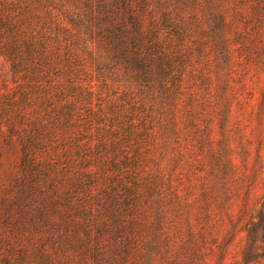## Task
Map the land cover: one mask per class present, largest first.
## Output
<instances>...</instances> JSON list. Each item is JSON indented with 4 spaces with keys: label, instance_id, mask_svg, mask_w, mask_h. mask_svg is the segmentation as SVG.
<instances>
[{
    "label": "trees",
    "instance_id": "trees-1",
    "mask_svg": "<svg viewBox=\"0 0 264 264\" xmlns=\"http://www.w3.org/2000/svg\"><path fill=\"white\" fill-rule=\"evenodd\" d=\"M0 264H264V0H0Z\"/></svg>",
    "mask_w": 264,
    "mask_h": 264
},
{
    "label": "rangeland",
    "instance_id": "rangeland-1",
    "mask_svg": "<svg viewBox=\"0 0 264 264\" xmlns=\"http://www.w3.org/2000/svg\"><path fill=\"white\" fill-rule=\"evenodd\" d=\"M0 83H1V81H0Z\"/></svg>",
    "mask_w": 264,
    "mask_h": 264
}]
</instances>
